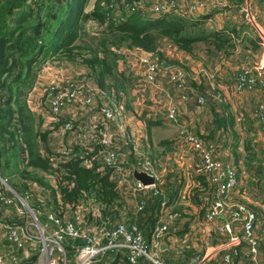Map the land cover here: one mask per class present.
<instances>
[{
  "label": "built area",
  "instance_id": "built-area-1",
  "mask_svg": "<svg viewBox=\"0 0 264 264\" xmlns=\"http://www.w3.org/2000/svg\"><path fill=\"white\" fill-rule=\"evenodd\" d=\"M96 1L90 0L88 3L90 12L93 11ZM188 1L184 3L180 0H138L131 5L121 3L120 7L115 10V18H120L125 12L150 20L169 13L180 17L184 15V12L179 11L186 10L188 20H196L197 15L200 14L199 11L205 10L208 6L217 10H223L224 7L223 0ZM127 50L133 55L120 58L121 61L117 62V70L127 79L124 72L119 70V66L124 64L140 79L136 84L140 90L133 91L139 95L140 106L144 108L141 111L140 121L146 124L147 122H166L179 128L178 134L182 142L178 141V147L181 148L184 144L197 158L196 173L205 176L209 187L215 189L216 201L209 203L205 215L206 221L213 223L220 217L230 219V224H224L217 229L221 235L231 237L228 243L220 247L239 246L245 242L250 254L255 256L258 250V241L254 234L256 214L242 204L231 203L232 192L239 185L235 166L225 164L218 159L217 145L194 133L192 124L179 122L182 113L181 106L186 104L190 97H193L196 106L200 108L204 106L207 96L210 97V95L193 91L190 88L191 83L188 82V77L178 68L173 71H162L160 64L154 58L157 57L160 60V57L136 48H127ZM79 63L48 62L42 72L37 74L36 82L27 94L26 104L35 116L44 120L43 131L59 142L57 153L50 155L53 167L57 162H67L76 158L75 149L81 148L84 150V156H89H79L82 166L92 169L94 163H99L97 172L100 173L105 167L110 168L112 171L110 179L115 183V188L123 200L126 201L129 197L137 198L135 216L143 211L146 200L162 197L150 240L148 242L145 240L135 218L131 220L126 215H122L119 221L102 220L100 206L93 199L85 198L80 204L67 207L61 212L42 214L40 211H32L23 203L27 198L21 199L13 194L9 196L0 188V207H5L6 210L12 209L21 220L18 225H8L0 221V230L4 232L6 241L13 249L8 254H0V264H17L19 260L17 250H24L26 243H30L31 246L40 245L36 253L37 256L40 254L45 259V264H95L108 253L120 256L124 251L128 252L127 257L119 259L125 264H138V260L150 258V251L155 257L157 256L163 241L167 239L170 229L179 218V214L170 210L168 201L163 197L164 181L159 176L160 172L150 156L138 152L134 146V144L137 146L136 141L125 135L127 112L123 99L116 102V97H122V95L113 88L102 90L88 83L86 76L83 75L86 74L85 68ZM161 78L166 81L167 91L172 90L175 94L174 98L167 95L166 110L165 107L153 108L144 104L145 96L149 98L152 95L158 98L160 95L163 80ZM74 79L78 82L76 85H73ZM254 86V82L249 77L243 76L238 82L235 94L239 95L244 89L252 90ZM145 90H147L146 93L150 91V94H144ZM40 97L46 98L44 104L39 99ZM152 101L153 104H160L158 100L152 99ZM260 107L259 114L256 112V117L259 118L264 129V108ZM153 113L157 116L162 115V118L158 121L155 118H148L149 114ZM112 125L117 126V131L112 130ZM130 161H132V169H127L126 166ZM134 169L152 178L153 184L143 186L136 181L132 176ZM38 175L46 180L50 179L56 188V176L44 172H39ZM37 188L34 189L37 190ZM37 201L44 204V199L38 195ZM68 212L71 217L66 216ZM39 215L43 218L40 219ZM98 221L101 223L99 224ZM236 225L241 228L240 235L236 233ZM31 228L36 229L38 236L34 237L29 234ZM75 240H80L83 246L75 248L74 257L69 260L63 245L67 241ZM24 256L27 259L26 251ZM221 262L222 264H234L229 259V255L222 257Z\"/></svg>",
  "mask_w": 264,
  "mask_h": 264
},
{
  "label": "trees",
  "instance_id": "trees-1",
  "mask_svg": "<svg viewBox=\"0 0 264 264\" xmlns=\"http://www.w3.org/2000/svg\"><path fill=\"white\" fill-rule=\"evenodd\" d=\"M27 1L32 2L34 0H0V178L9 184L14 195L21 199L27 198V202L35 200L38 203L36 207H42V210H39L34 206H28L34 212L40 211L42 214L61 212L67 207L76 206L88 198L99 204L102 220L119 221L124 213L122 207L124 201L116 190L115 183L110 179L112 173L110 168L105 167L102 173L97 172L99 163H94L92 169L85 168L79 159L80 152L78 149H75L76 152H79L76 158L67 162H57L55 167L50 162L51 154L47 147L48 133L40 130L41 121H38L26 104L27 94L33 87L35 78L39 73L37 68L52 57L56 58L49 62L68 61L73 63L74 60L82 61V65L88 66L89 68H87L93 75L97 73L99 76L97 80L95 78L98 87L105 88L103 82L107 80L109 73L102 55L108 54L104 45L109 42L104 38L102 39V47L95 45L88 50L83 46L74 45V41L78 39L79 31H83L86 27L85 23L88 22L105 27L106 34L100 38L107 36L109 31V35H112L111 42L117 47L126 45L129 49H140L158 57L161 55L158 51L163 40L187 51L188 45L194 41L208 42L210 38L215 39L211 44L216 45L221 50V47L228 44L229 39L221 32H217L213 33L212 36L200 37L198 35L200 38L196 36L195 40H192V38L185 36V31L192 26L191 22L180 18L163 16L150 20L137 14L113 18L112 5L114 2L117 4L116 2L120 0H97L93 11L83 16L84 6L88 5L90 0H37L42 4L41 9L44 11V16L34 19H29L28 13L32 4H27ZM121 1L131 5L138 0ZM44 4L46 6L43 8ZM56 4L59 6L56 7ZM23 7V12H20ZM80 20L83 24L80 23ZM195 23L204 24V22ZM79 52H84L89 58L84 59L85 57ZM18 54L22 60L31 55H36L40 59L39 61L26 60L24 62L16 60ZM111 70L113 71V67ZM117 78L116 83L109 88L119 92V90H124L122 84L126 86L125 83L128 80L119 73H117ZM31 82L32 84L29 86ZM193 85L191 83L190 88L196 93L206 91H203L202 88L200 90L196 85L193 87ZM255 86L250 92L255 90ZM14 96L19 97V100H14ZM207 97L208 100L209 96ZM118 98L117 96L116 99ZM217 107L210 106L213 116L211 118V128H213L211 134L214 136L221 129L226 130V128L231 127L233 129L234 125L232 117L229 120L219 117L222 108ZM36 120L38 121L36 124L38 129L35 130L34 122ZM148 124L156 125L152 122H147ZM212 135L209 136L208 140H212L214 143H211L215 144L217 141L213 139ZM168 144L171 147V143ZM236 147L237 141L233 148ZM251 149L249 144H245V152ZM81 156L84 155L81 154ZM151 156L155 158L152 154ZM245 161L244 164L248 165L251 160L245 156ZM39 172L56 176V188L47 186L44 178L38 175ZM199 175L198 177H201L199 181L204 183L206 181L205 176ZM33 184H38L37 190L34 188L29 190ZM40 191H43V196ZM7 194L11 196V193L7 192ZM37 195L44 199V204L37 201ZM170 195V191L169 193L166 192L165 195L163 193L168 204L170 202L175 203V199L172 200ZM161 198L146 200L143 211L135 217V222L147 242L150 240L157 221ZM12 212L15 214L13 210ZM39 217L40 219L43 218L42 215ZM127 217L132 220L133 214ZM0 221L7 223L1 208ZM20 222L21 220L12 225H18ZM98 223L100 224L101 221ZM63 246L66 249V257L71 260L74 257V249L83 246V243L80 240L67 241ZM17 251L25 252V250L20 249ZM36 255L37 253H35ZM200 257L198 260L202 259ZM238 259V257H234L233 261L237 262ZM146 263L150 264L148 261ZM110 264H115V261Z\"/></svg>",
  "mask_w": 264,
  "mask_h": 264
},
{
  "label": "rangeland",
  "instance_id": "rangeland-1",
  "mask_svg": "<svg viewBox=\"0 0 264 264\" xmlns=\"http://www.w3.org/2000/svg\"><path fill=\"white\" fill-rule=\"evenodd\" d=\"M171 1V0H168ZM184 3H188V0H180ZM209 1V0H207ZM235 1V0H232ZM231 0H223L224 4V12L222 15H218L215 17H221L222 19L227 18L229 19L232 24L231 26H236V25H241L245 24L244 21H248L251 24L252 30H247L248 34L252 37L255 38V42L253 43L252 47H248L249 52L245 53L243 48L246 47V45L242 42L238 43H232L228 42V44L224 45L225 47H221V50L216 45H212L211 43L215 41L214 38H210L208 42H200V41H194L192 44L188 45V50L185 51L184 49L178 48L175 44L163 40L160 44L159 51L160 52V60L157 57H154L157 62L160 64L161 70L162 71H173L175 68H178L180 71L184 72L186 74V77H188V82L193 83L196 85L200 90L203 89L205 93H208L210 95L209 99L206 100L205 104L203 107H196L197 113L193 109L191 113L193 116H195V123L192 124V131L196 133L197 135L205 138L206 141L213 142L212 140H208L209 138V131L210 127L207 121V128L206 131L200 135L199 132L195 131L196 127H199L200 125L203 124L204 119L209 116V111H211L210 106L213 105L214 107H219L222 108L220 110L224 111V114L226 113L225 118L229 120L231 117L234 119L235 122V127L234 129H231L233 134V137H229L230 142L227 147H224L222 145L219 146L220 138H216V136H213L214 140H217L215 144L217 145V158L222 160L220 157L221 152L223 150L224 153V148L226 151L229 149H233L234 144L237 141V147L240 149L239 152H243L244 158L243 161H241L240 164V170L242 172V178L239 179V184L243 186L244 188V193L245 196L248 198H251L253 196H258L260 199L264 200V129L261 123L259 122V118H257L256 112H258L262 108H264V28L261 27V24L258 23V20L255 16V20L252 16H250L249 11L247 10H242L241 13H239V10H237V14H229L232 13L231 11L236 8L234 3H230ZM113 3V9H112V15L113 18H115V10L120 7L122 1L120 0L119 2ZM27 4H32L30 6V11L28 13L29 19H34L38 17L44 16V11L41 9L42 4L41 2L34 0V1H27ZM46 5H43V8ZM59 4H56V7H58ZM255 6V4H253ZM264 7V6H263ZM243 8H245L243 6ZM211 9V6H208L205 10L199 11V13L206 12L207 10ZM24 7L20 10V12H23ZM177 12V11H176ZM180 13L184 12L183 16H172L174 13H169L165 14L168 16V18H180L183 20H188L187 18V11L186 10H180ZM90 13V7L88 5L84 6L82 16L85 14ZM128 12L123 13V15H127ZM120 16V18H123L124 16ZM193 15V14H189ZM198 14L197 16H199ZM248 19V20H247ZM212 22V21H211ZM206 22L205 26H200L197 28H194L192 30L187 29L185 31V36L188 38H192V40H195L196 36L200 35L201 36H212L214 31L213 30V23ZM215 22V21H214ZM80 23L83 24V22L80 20ZM260 25H258V24ZM86 27L83 31H79V36L76 41H74V45L76 46H83L84 48L91 49V46L94 47L95 45H98L99 47H102L103 40L106 39L109 43L104 45L106 47V50H108L107 55H102L103 60L106 61L105 65L106 68L108 69V79L107 81L113 82L117 78V62L122 58L123 56L126 55H133V53H129L127 51V46L122 45L118 46L115 45L112 40V35H109V31L107 32V36L100 38L102 35H105V27H100L98 24L93 23V22H88L85 23ZM250 26V25H249ZM211 34V35H208ZM199 36L197 38H200ZM191 40V39H190ZM105 41V42H106ZM238 44V45H237ZM218 48V49H217ZM85 50V49H84ZM81 53L85 58L87 59V55L83 52ZM56 57H52L49 60L45 61L42 63L38 68V72H42V69L46 66V64L55 59ZM40 57L36 55H31L28 56L26 59H21L19 54L17 55L16 60H21L26 62V60L30 61H39ZM83 60V59H82ZM121 61V60H120ZM119 61V62H120ZM80 62L79 65L82 67H85L82 65V61H77L74 60L73 63ZM55 64V63H54ZM113 64V66H112ZM88 67V66H87ZM113 67V71L111 70ZM89 68V67H88ZM87 68V72L90 73V70ZM35 70V67H34ZM119 70L123 71L125 76L127 77L128 81L126 82V95L125 99L128 102L129 105V112L132 113V116L137 118V115L141 116V111L144 109L140 106V98L139 95H136L135 92L139 91L140 89L136 87V84L140 80L138 75L135 73H132L129 71V68H127L124 64L119 66ZM81 71V70H79ZM76 71V72H79ZM33 74V72H32ZM73 74V73H70ZM86 76V80L88 83H90V78L86 74H83ZM115 75V76H114ZM246 76L249 77L255 86V90L250 92V90L244 89L242 90L239 95H236V89L239 80L241 77ZM93 79L96 80L98 79L97 73L92 76ZM57 78L60 80V78L57 76ZM36 79V78H35ZM163 79V78H161ZM36 82V81H35ZM73 85H76L78 82L77 80H73ZM166 81L163 79L161 81V92L158 98L153 97L152 95L147 98L145 96V105L152 106L154 107H167V95H169L171 98L175 97V94L170 91H167V86H166ZM32 84V82L29 84V86ZM202 88V89H201ZM135 91V92H133ZM147 90H145L144 94L148 95L150 94V91L146 93ZM168 92V93H166ZM42 101V104L46 102L45 97H40L39 98ZM152 99L158 100L160 104H153ZM14 100H19V97L14 96ZM217 107V108H218ZM128 110L127 116H128ZM206 114V115H205ZM38 121L41 120L40 117L36 116ZM150 119L155 118L157 121L162 118V115H155L149 114ZM185 116H183V111L180 116V123H184L186 120L184 119ZM36 119V118H35ZM128 119V118H127ZM142 119V118H141ZM34 122L35 130L38 129L36 124L38 123ZM241 125L239 126V124ZM163 124V123H162ZM164 125H170L168 123H164ZM172 126V125H171ZM195 127V128H194ZM209 128V129H208ZM177 131H176V130ZM41 131L42 127L40 128ZM179 128L177 126H172L171 128V133H160L162 134V137H171V150L168 154V157L164 159H159V158H151L152 162L155 164L156 169L160 172L159 176L162 177L164 183L163 186H173L175 179L179 181L178 183L184 182L183 189H181V192H179V195L176 198L175 203L170 202L169 203V208L171 211L176 212L179 214V216H185V220H179L177 223H180V226L183 225V223L186 221L188 224L190 223V226H187V232L186 236L183 239V242H178V246L180 248L174 249L170 248V252H173L168 255H163L168 261V263H165V260H162L160 257V263L155 260V255L151 254V251L149 252V260L151 259L150 264H189L190 262L192 264H198L195 263L196 260L198 261L197 256L198 253L206 251L211 244H214L213 247L218 250L217 244H221L222 242L219 238V233H215V228L214 226H208L207 223H205L203 220L197 219V216L201 213L200 210H204L206 206V203H201L203 200H199V196L194 198L195 204L199 206V209H197L195 212L192 211V206H190V203L183 204L184 201H189L190 197H192L195 194V189H197V184L192 180L193 175L200 176L198 173L194 172L195 168L193 169V166L189 164V162L195 161V157L189 152L188 148L182 144L181 148H179V143L178 141L182 139L180 138L178 134ZM237 131V132H236ZM207 137V139H206ZM174 138V139H173ZM139 142V140H138ZM214 143V142H213ZM245 144H249L252 149L249 151H244ZM81 154L84 155V150H81ZM245 156L249 158L251 161L248 163V165L244 164L245 161ZM256 158H254V157ZM224 156L223 158H225ZM256 161H253V160ZM197 161V160H196ZM223 162V161H222ZM197 164V163H196ZM127 169H132V161L128 163L126 166ZM169 176H172L169 178ZM165 178H166V183L165 184ZM182 180V181H181ZM45 183L48 184L47 186H53L55 187L54 182H51L50 179L45 180ZM199 181V180H198ZM200 182V181H199ZM206 182V181H205ZM52 183V185H50ZM38 187V184H35V186L30 187L29 190ZM41 187V186H40ZM238 187V188H239ZM0 188L4 190L5 192L11 193L14 195V192L12 191V188L9 186V184L2 178H0ZM42 188V187H41ZM54 190V189H53ZM202 189L199 190L201 192ZM166 190L162 188V194H166ZM198 193V192H197ZM203 193H205L203 191ZM40 194L43 196V191H40ZM238 194V189L235 192V194L232 196V202L231 203H238L236 199V195ZM40 195V196H41ZM184 195V198L181 199V196ZM41 196V197H42ZM201 196V195H200ZM255 197V198H256ZM165 198V197H164ZM166 199V198H165ZM123 200V198H122ZM258 200V199H257ZM124 201V200H123ZM197 201V202H196ZM235 201V202H234ZM137 202L136 199H126L124 201V205H122L124 209L123 215L129 216L131 213H134L135 209V204ZM27 207H32L34 206L36 209L42 210V207H36L38 204L35 200L33 201H25L23 202ZM240 204H243L240 202ZM245 205V204H244ZM190 206V207H189ZM47 209V207H45ZM190 208V209H189ZM180 209L179 212L176 210ZM8 212H12V209H7ZM123 212V210H122ZM203 212V211H202ZM67 217H71V214L68 212L66 214ZM13 215L9 214L6 215L5 221L9 224H17L18 221L12 219ZM190 220V221H188ZM6 223V224H7ZM239 231V230H238ZM236 230V233H238ZM172 232V231H171ZM240 232V231H239ZM4 234V233H3ZM29 234L36 237L38 236L37 231L35 228H31L29 230ZM255 236L257 237L258 241V251H259V256L258 258V263L259 264H264V222H260L255 226V231H254ZM169 237V235L167 236ZM166 237V238H167ZM241 237V236H240ZM192 241V245L195 246V253H191V257L187 259L186 261L184 260L185 254L188 253L190 249L189 247V242ZM241 241V239H240ZM171 242V241H170ZM223 245V244H221ZM220 245V246H221ZM38 246L34 244L31 246L30 243H26L24 246V250L28 252V258L30 259H22L21 253L17 252L18 255V262L17 264H45V259L39 254L38 256H35V253L37 252L36 249H38ZM148 248V246L146 245ZM223 248V247H222ZM211 249V248H210ZM248 249V246L245 242H242V248L240 249L241 257L240 262L238 264H251L250 258L248 255H246ZM209 251V257L211 259V264H222V256L218 255L216 253L217 251ZM221 250H218V252ZM13 249L10 247V244L7 242H1L0 243V254H8L12 252ZM105 256V255H104ZM103 256V257H104ZM106 257V256H105ZM207 257V258H209ZM35 258V260H33ZM148 258V257H147ZM179 258V259H178ZM189 261L190 259H192ZM204 258V255H203ZM206 258V259H207ZM229 259L232 260V256H229ZM26 260V261H25ZM102 260V259H101ZM101 260L99 262H95V264H101ZM148 261V260H147ZM178 261V262H177ZM183 261V262H182ZM185 261V262H184ZM139 262V260H138ZM204 264L205 261H203ZM7 264V263H6ZM110 264V263H107ZM117 264H125L121 259L118 260Z\"/></svg>",
  "mask_w": 264,
  "mask_h": 264
},
{
  "label": "crops",
  "instance_id": "crops-1",
  "mask_svg": "<svg viewBox=\"0 0 264 264\" xmlns=\"http://www.w3.org/2000/svg\"><path fill=\"white\" fill-rule=\"evenodd\" d=\"M230 3H234L236 8L231 11L232 13H229V14H233V13L235 14L237 12V10H239V13H241L242 10L245 9V10L249 11L250 16H252L254 18V20H255V17L257 19H259L258 23L261 24V27L264 28V7H263L264 6V0H235V1L231 0ZM253 4H255V6H253ZM243 6L245 8H243ZM223 12H224V9L223 10L209 9L206 12H204V14L200 13V15L198 16V18L196 20H186V21L191 22L190 24L192 26L190 27V30H192L194 28H197V27H200V26L203 27V26H205L206 22L210 23L212 21L211 23L214 24L213 25V30H216V31H214V33L221 32L223 35H225L227 37V39H229V42H232V43L236 42L238 44L240 42L244 43L246 45V47L243 48L244 52L245 53L249 52V51H247L248 47H252L253 43L255 42L254 41L255 38L250 36L248 34V32H247V30H250V31L252 30L251 24L249 23L250 19L249 20L247 19L248 21H246V22L244 21L245 24L236 25V26L232 27L231 26L232 22L229 19H227V18L222 19L221 17H218V18L215 19L216 16L222 15ZM195 22H204V24L195 23ZM263 57H264V54H263ZM84 68H85V71H86L87 75L91 79L90 83H92L94 86L98 87V85L96 84V80H94L93 77H92L93 76L92 72L90 71V73H88L87 72V67H84ZM116 80H118V78H116ZM116 80H114L113 82L106 80L105 82H103V86L105 88H100V87L99 88L102 89V90H108V88L111 85H114L116 83ZM122 83H124V82H122ZM193 87H194V85H193ZM122 88L124 90H119V92H117V93L121 94L122 97L118 96L119 98L116 99V102H120L123 99V103H124V106H125L124 108L127 111L128 108H129V105H128V102L125 99L126 86H124V84H122ZM196 107L197 106H196V103H195L193 97H190L188 99L187 103L183 104L181 106V111H183V116H185L184 119L186 120L185 121L186 123H190V124L191 123L192 124L195 123L194 121H195L196 117L193 116L191 111L194 109L195 112L197 113ZM215 111L220 112L218 110H215ZM208 113H209V116L207 115V117L204 119L203 124L200 125L199 127H196L195 131L199 132L200 135H202L206 131L207 121H208V124H210L209 125L210 131L208 133H209V135H212L211 132L213 131V128H211L212 127V125H211V123H212L211 120L212 119L211 118L213 116H212V112L211 111H209ZM131 114L132 113L129 112V110H128V120L126 122L127 127H126V130H125V135L128 138L132 137L136 141L137 146L134 144L136 150L138 152L142 153V154L150 156L151 158H153L151 156V154L155 158H159V159H164L165 157L167 158L168 154L170 152V144H168V143H171L172 140H171V137L167 138V137H162L161 135L163 133H171V128L174 125H172V126L171 125H164L165 122H163V124L158 122V123H156V125H154V124H148L147 125L146 123H142V121L137 119V118H139L138 116L136 118L134 116H130ZM225 116H226V113L224 114V111L221 110L219 117L225 118ZM41 121H42V130H43L44 120H41ZM240 125H241V123L239 124V126ZM234 127H235V122H234V125H233V129H234ZM231 129H232V127L231 128H226V130L221 129L220 131L217 132V134L215 135L216 138L222 137L221 140H220V143L216 140L219 143V146L222 145V146L228 148V145H230L229 144L230 139L233 137V134H234V133H232ZM112 130L117 131V126L116 125H112ZM160 133H162V134H160ZM212 136H214V135H212ZM229 137H231V138H229ZM47 138H48L47 147L49 149L50 154L57 153V150H58V147H59L58 140L55 139L51 135H47ZM138 140H139V142H138ZM76 149L79 150L80 155H81V150L82 149L81 148H76ZM239 151H240V149L238 147H236L234 150L229 149L228 151H226V149L224 148V153H223V150H222L221 155H220V157L222 158L221 161H223V163L235 166V168L237 170V179L238 180L242 178V172L240 170V164L239 163H241V161H243V158H244L243 152L242 151L239 152ZM79 152H76L77 155H78ZM224 156H226V157L223 158ZM196 160H197V158L195 159L194 163L192 161L189 162V164H191L193 166V169L195 168L194 172H196V163H197ZM171 177L172 176H169V178H171ZM199 178H201V177H198L197 175H193L192 180L194 182H196L195 184H197L198 188L194 190L195 194L192 197L189 198L190 200L189 201H184L183 204H186V203L189 202L190 206H192V211L195 212L197 209H199V206L197 204H195V202L193 200H194V198L199 196L198 201L199 200H203L199 204L206 203L207 207H205L204 210H200L201 213L199 214V216H197V219L200 218V220H203L205 223H207L208 226H214L215 233L216 232L219 233L217 231L218 227H221L224 224H230V219L224 218V217H220V218H217L213 223L206 221L205 215H206L207 210L209 208L208 207L209 203L216 201V199H215V195L216 194H215V189L213 187H209V185L205 181H204V183L203 182H199L198 181ZM178 182L179 181H177V179H175V182H174L173 186H164V189L167 190V193H169V191L171 192V195L169 197L172 198V200L175 199V201H176L177 196L179 195V192H181V189H183L182 187L184 185L183 181H182L181 184L178 183ZM166 183H168V182H166V178H165V184ZM239 186H240V184L238 185V187ZM238 187L236 188V190H234V192H232L233 193L232 196H233L235 194V192L237 191V189H238V194L236 195V199L239 202L236 203V204H240V202H242L243 203L242 205L245 204L244 206H246V208H249L250 210H252L256 214L257 220L255 222V226H257V224L260 223V222H264V200L260 199L258 196L257 197L253 196L251 198H248V197L245 196L243 186H241L239 188ZM200 189H202L201 192H199ZM203 191L205 193H203ZM11 196H13V195H11ZM129 198L131 200L132 199H136L135 197H129ZM182 198H184V195L181 196V199ZM0 208L4 211L5 217H6V215L12 214L13 218L15 220H17L18 223H19V221H20L19 218L16 217L13 212H8L5 207H0ZM177 211L179 212L180 209H178ZM138 215L139 214H137L136 216H138ZM136 216L133 213V218H135ZM127 218H129V217H127ZM129 219H131V218H129ZM185 219H186V217L184 215L183 216H179V218L175 221L173 227L170 229L169 234H168L169 237H167V239L163 241L162 246L160 248V251L158 252V254L156 256L157 257L156 261H158L159 263L161 262L160 261V257L162 258V260H165V263H168L167 259L165 257H163V255L171 254L173 252V250H172V252H170V250H169L171 247L174 248V249L180 248V246H178L179 244H177V243L178 242H183V239L186 236L185 234L187 232V226H190L191 224L190 223L188 224L185 221L183 223V225L180 226V223L178 224L177 222L179 220L182 221V220H185ZM188 221H190V220H188ZM231 225H233V224H231ZM235 228H236L237 231L238 230L240 231V232L238 231V234L239 233L241 234V228L239 227V225H236ZM3 233L4 232H1V230H0V243L1 242H6L7 243ZM219 235H220L219 238L222 241V242H220L221 244L228 243V240L231 238L228 235H221L220 233H219ZM192 241H193V238H192L191 242H189L188 249H190V250L188 251L187 254H185V257H184L185 261L187 259L191 258V257L196 256V255L191 256V253H195L194 251H195V249H197V248H195L194 245H192ZM216 244H217V248L219 250L221 244L220 245H219V243H216ZM213 245L214 244H211V246L206 251H204V252L202 251V252L198 253L195 258H197V257L199 258V256H201L200 258H202V259L198 260V261L196 260L195 263L202 264L203 261H205L206 264H211L210 261L212 259V256L210 258L208 253H209V251H211V249L212 250L214 249ZM241 248H242V244L239 245V246H231V247L228 246L227 248L226 247L224 248V246H223V248L221 247V250L219 252H218L217 249H215L213 251H217L216 253H218V255L221 254L220 256H222V257H224L225 255L232 256V261H233L234 257H238V258L241 257V253H240V249ZM246 251H247L246 255L249 256L251 264H259L258 263L259 260L257 258L259 256V254H260L259 251L257 250V254L255 256L250 254L249 248L246 249ZM20 253H21L20 255H21L22 259H25L24 252L20 251ZM127 255H128L127 251H124L120 256L115 255L113 253H108L107 256L104 257L101 260V264L114 263V261H115V264H117L119 258L125 259L127 257ZM203 255H204V258H203ZM207 257H209V258H207ZM147 260H148V262L151 261L149 259L142 258V259L139 260L138 264H147L146 263ZM191 260H193V258L190 259L189 261H191ZM151 262H153V261H151ZM233 263L234 264L241 263L240 262V258L237 260V262L233 261ZM189 264H192V263L190 262ZM218 264H221V263H218Z\"/></svg>",
  "mask_w": 264,
  "mask_h": 264
},
{
  "label": "water",
  "instance_id": "water-1",
  "mask_svg": "<svg viewBox=\"0 0 264 264\" xmlns=\"http://www.w3.org/2000/svg\"><path fill=\"white\" fill-rule=\"evenodd\" d=\"M133 178L140 182L143 186H151L153 184V179L145 175L144 173L133 170Z\"/></svg>",
  "mask_w": 264,
  "mask_h": 264
}]
</instances>
